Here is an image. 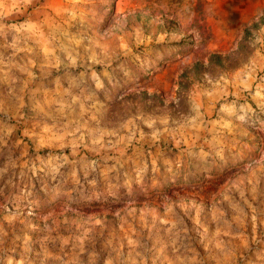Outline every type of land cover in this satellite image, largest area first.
Returning <instances> with one entry per match:
<instances>
[{"label":"clouds","instance_id":"clouds-1","mask_svg":"<svg viewBox=\"0 0 264 264\" xmlns=\"http://www.w3.org/2000/svg\"><path fill=\"white\" fill-rule=\"evenodd\" d=\"M18 40L58 88L42 98L47 111L36 96L43 80L30 75L37 65L15 58ZM5 68L10 94L20 109L28 98L37 123L25 144L0 121V264H264L254 211L250 233L243 224L245 207L264 209V164L247 169L264 160V0H0ZM65 121L80 133L74 156L82 145L90 163L41 155L65 145L45 144L35 128ZM242 169L218 202L232 225L210 223L199 197ZM133 196L162 218L130 226L118 209ZM66 201L114 218L69 247L38 219Z\"/></svg>","mask_w":264,"mask_h":264},{"label":"rangeland","instance_id":"rangeland-1","mask_svg":"<svg viewBox=\"0 0 264 264\" xmlns=\"http://www.w3.org/2000/svg\"><path fill=\"white\" fill-rule=\"evenodd\" d=\"M23 31L33 34V38L40 43V47L44 54H48L50 52L46 36L41 35L36 27L28 25L25 26ZM14 48L17 53L15 57L16 60L19 61L21 60V58L27 57L31 61V63L37 65L31 70L30 75L43 80V84L41 85L42 91L38 92L36 96L37 99L40 100V107L43 108L44 111H47V107L44 105L42 98H55L58 95L57 86L54 84L52 86L48 85V80L52 79V77L44 79L41 74L39 61L31 60V51L26 49L21 41L18 40L14 45ZM9 51L11 52L12 50ZM57 56L60 59H63V57H60L58 53ZM262 75H264V73H262ZM12 79H15L13 72H9L6 68L4 69V71H0V108L3 109L2 111H0V121L6 122L5 126L12 133L13 137H15L16 135L25 136V133L31 135L33 128L37 123L35 115L33 113V104L29 103L28 98L25 97V107L22 109L19 108V102L15 94H10L9 92V85ZM67 87V84L63 85V88L66 89ZM18 109L21 115H17ZM21 116H23V120H21ZM17 121H20V123L17 124ZM24 121L28 122L27 126H25ZM35 131L41 134V139L45 144L65 145V147L63 148H43L41 150V155L45 158L63 156L66 157L69 162H72L73 160L80 161V157L82 156L87 157V160L82 161L81 163H90L94 158L93 154L88 150V148H85L82 145H79L77 147L79 155L74 156L73 146L77 145L78 143L75 138L78 137L80 133L75 132L74 127L68 124V122L66 121L55 126L48 123L42 125L41 127L35 128ZM104 131L109 134H120L116 129L112 128L104 129ZM141 131L145 135L150 132L147 127H144L143 129H141ZM108 138V136H105V143H107ZM84 139L85 143L91 146V137L85 134ZM137 140H139V133H137L136 140H133L132 143L135 144ZM28 142V137L25 136L24 143L28 144ZM129 155H132L131 149H129ZM262 164H264V160L254 159L247 162V169H252L257 165ZM71 166L72 165L70 163L68 167ZM247 169H242L241 172L237 174V176L229 178V180L225 182L223 187L217 189L215 193L210 194L208 197H205L203 195L199 197L200 200L207 201V216L210 223L215 222L223 223L225 225H232V220L235 217L221 221L220 211H218V202L223 199L224 192L228 189L231 183L243 178ZM261 183L262 185H264V180H262ZM201 207H203V205H201ZM3 211L6 212L7 209L5 208L3 209ZM243 211L248 214L246 218H243V224L248 228L249 233L251 232L252 213L254 211L257 231L261 234L262 237H264V209L253 206L252 208L245 207ZM118 214L120 217L127 219L130 226L132 225L133 219L141 215L147 216L151 214L153 216H158L161 218L163 216V212L161 209L151 206L147 200L141 202V200L135 196H133V198L131 199H127L123 203L121 208L118 209ZM113 218L114 213L110 208L101 206L98 210L87 212L85 214L76 205L67 201L61 209L56 210L51 215L48 212H44L42 216L38 217L40 227L55 230L53 232L54 235L56 234V232H58L60 234V238L69 247L81 241L86 243V236L88 235L89 228L98 227L101 220H112ZM66 220L67 223H65ZM33 259L35 261V264H39V256H34Z\"/></svg>","mask_w":264,"mask_h":264}]
</instances>
